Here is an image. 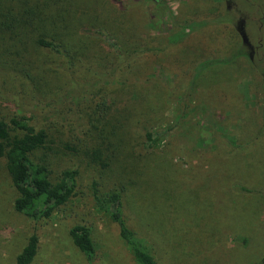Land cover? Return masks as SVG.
Here are the masks:
<instances>
[{
    "label": "rangeland",
    "instance_id": "374dc122",
    "mask_svg": "<svg viewBox=\"0 0 264 264\" xmlns=\"http://www.w3.org/2000/svg\"><path fill=\"white\" fill-rule=\"evenodd\" d=\"M115 1L0 0V91L12 98L0 116L31 118L47 133L53 177L78 171L69 201L32 220L13 209L0 159V264H15L32 235L31 264H137L95 201L94 192L116 190L125 224L156 264H259L264 0ZM113 45L125 55L119 64ZM241 47L249 58L195 75ZM102 139L112 145L104 170L81 150ZM76 225L90 230V257L71 241Z\"/></svg>",
    "mask_w": 264,
    "mask_h": 264
},
{
    "label": "trees",
    "instance_id": "16d2710c",
    "mask_svg": "<svg viewBox=\"0 0 264 264\" xmlns=\"http://www.w3.org/2000/svg\"><path fill=\"white\" fill-rule=\"evenodd\" d=\"M118 4V0H116ZM231 6L225 9V15ZM222 16L221 21L229 22L228 17ZM38 46L46 50L58 52L60 46L42 38L36 40ZM114 57L121 63L124 53L113 45ZM249 58L246 47L237 49L232 56L226 60L208 61L199 64L196 68V76L205 69L216 64H227L237 57ZM117 64V65H118ZM12 102L11 96L0 91V105ZM148 142L153 138L147 135ZM91 149H81L82 157L90 164L108 169L112 164L111 157H106L104 152L112 148V145ZM65 149L73 153L78 150L65 146ZM50 141L44 130H36L31 124V118L22 115H14L10 118L0 116V159L6 161V171L10 178L11 185L16 193L13 202L15 212L23 214L32 220L48 219L61 206L65 205L74 193L78 171L76 169L63 170L59 176L53 177L50 170V162L47 154L51 151ZM122 190L109 192L103 197L96 192L95 201L100 210L109 215L112 222L118 229L120 238L129 247L137 264H156L152 255L144 248L135 233L127 227L122 217ZM73 245L83 254L90 257L94 252V244L91 239L89 228L84 225H76L69 231ZM38 248V237H29L26 245L16 257L15 264H31ZM259 264H264L262 260Z\"/></svg>",
    "mask_w": 264,
    "mask_h": 264
}]
</instances>
